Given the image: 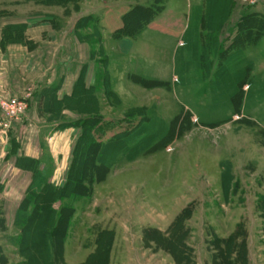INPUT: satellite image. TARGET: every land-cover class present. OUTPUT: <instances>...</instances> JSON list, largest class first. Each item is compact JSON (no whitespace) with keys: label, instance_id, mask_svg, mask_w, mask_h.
I'll return each instance as SVG.
<instances>
[{"label":"rangeland","instance_id":"obj_1","mask_svg":"<svg viewBox=\"0 0 264 264\" xmlns=\"http://www.w3.org/2000/svg\"><path fill=\"white\" fill-rule=\"evenodd\" d=\"M146 6L161 13L138 32ZM202 7L208 15H196ZM253 15L264 18V0H0V101L27 105L9 128L0 108V264H30L20 240L33 210L28 194L43 187L37 156L21 158L23 165L7 157L18 149L12 142L32 155L35 136L22 122L37 108L40 138L67 129L90 82L92 105L108 118L91 136H125L123 148L109 151L140 155L111 171L105 187L122 196L104 205L94 196L65 203L76 217L64 263L85 264L99 234L112 232L108 264H225L213 244L232 236L244 244L232 264H264V34L251 44L238 39L240 23ZM73 73L82 80L72 91ZM131 75L168 87L145 89ZM83 130L62 142L73 179L93 163L85 153L77 160ZM186 205L188 218L177 224ZM169 221L168 241L148 232L150 223Z\"/></svg>","mask_w":264,"mask_h":264},{"label":"trees","instance_id":"obj_2","mask_svg":"<svg viewBox=\"0 0 264 264\" xmlns=\"http://www.w3.org/2000/svg\"><path fill=\"white\" fill-rule=\"evenodd\" d=\"M142 9V12L146 13V16L138 22L136 26L138 32L144 29L161 13L160 10L155 9L152 6H146ZM263 19L262 16L253 15L242 20V23H240V27L238 28V34L240 36L238 39L241 40V44H251L264 34ZM256 33L257 36L254 35ZM258 33L260 34L258 35ZM253 37H255V41L252 40ZM141 84L149 86V84L144 81H141ZM161 84L162 83L157 82L153 86H159ZM98 122L93 119L91 122L83 123L82 128L84 130L76 144L77 160L79 159V156L82 157L84 153L87 156L85 157V160L92 157V167L89 169L87 176L85 177V171L88 169L85 168L84 163L79 179H73L70 174L72 170H70L68 180L63 187L55 188L51 185H46L40 189V192H29L28 194L33 197V210L27 221L28 225L23 230V237L20 240V249L22 250V253L28 257L30 264H65L63 259L64 246L71 221L75 216V210L68 208L65 203L76 198L91 196L93 186L104 180L106 175V168L100 163L101 148L103 145L102 143L96 142L93 136H91L92 131L98 127ZM110 147L111 146H107L106 149L109 150ZM29 203V201H25L24 207H27ZM57 203L60 204L58 209L54 207ZM187 218L188 207L179 216L177 220L178 222H176L181 225L182 222L187 220ZM262 218L264 219V212ZM37 227H40V229L37 236H35L36 239L33 243L34 232ZM148 232L155 233L164 242L171 239L173 235L172 227L168 228L165 233L153 229H149ZM106 235H109V239L107 240L105 238ZM113 238L112 232H101L95 244L96 250L85 264H108ZM235 241V237L232 236L225 240H218L217 242L215 240V244H213V247L218 250L221 258L225 260V264H232V260L230 259L232 256L236 257V255H239L240 260L242 258V255L240 254L244 251V244L240 246L241 251L237 254L236 250L240 247L238 248ZM224 256L227 258H224Z\"/></svg>","mask_w":264,"mask_h":264},{"label":"crops","instance_id":"obj_3","mask_svg":"<svg viewBox=\"0 0 264 264\" xmlns=\"http://www.w3.org/2000/svg\"><path fill=\"white\" fill-rule=\"evenodd\" d=\"M197 6H200V5H197ZM202 8L203 9L200 12L196 13V15H200V14H202V16L204 14L208 15V13H206L207 11H206L205 7H202ZM188 15H192L191 4H190V6H188ZM153 24H154V22L152 24L151 23L148 24V26H146V27H150ZM201 28H202V25H201V22L199 20L198 24H197V31H200ZM231 38L232 37H229V40ZM180 46L185 47V42L182 41L180 43ZM86 72H87V66L84 67L83 73H86ZM81 77H82V74L76 75V73H73V75H71L69 78L67 77V79H70V81H69L70 83L72 81H73L72 83L75 82L74 87H72V89H71L72 91L76 87L78 82H80V79L82 80ZM131 77H132V79H136V81H138V82H136L137 83L136 85H138L139 87L145 88V89L156 90L157 86H153V85L156 84L157 82L163 83V85H165L164 88L168 87V83L160 81V80H147V79L142 78V77L137 76V75H133V76L131 75ZM47 78H48V81L50 82L51 77H47ZM47 78L42 77L41 82H44V80ZM38 79H39L38 80V85H39L38 89H40V77ZM176 79H178V78H176ZM141 81L148 83L149 86L142 85ZM87 85H90V86H87V90H86L87 94L81 102V105L84 106L83 110L82 111H77L74 109L69 110L70 120L73 121L72 125H70L65 130H62V129L59 130V128H55V131L54 130L50 131L51 134H49L48 137L45 136V138L42 139L40 137H42L43 127L40 126V114H39L38 108L36 107L37 108V110L35 112L36 114L32 111L31 116L28 117L30 119L27 118L24 122H22V123L26 124V127L28 126V128H29L27 133L28 132L34 133V136H35L32 155H31L30 151H24V147L20 146L17 143V141L12 142L18 148L16 150V153H15V150L12 151L11 155H10V153H7V157L8 156L10 157L14 154L13 157H15V155H16L18 158H20V161H21L20 163L22 165H23V160H21V158L27 159V161H28L29 158H33L34 156H37L36 159L40 161V176H41V178H43V180L41 179V183H42L41 185L43 187L46 185H51L55 188H60V186H62L63 184H66V182L68 180V174L70 171V166L68 165L67 157L64 155L66 152L62 151V149L64 147L62 145V142L65 143L66 140H68V141L71 140L73 142L74 137H71V133L82 130L83 123L91 122L93 120V118H96L97 122L99 121L98 127L99 126L102 127L104 125L103 124L104 122H106V124L108 123L107 122L108 118H106L107 115L102 114L101 105H100L99 111H98L96 105H95V107L93 106L95 104V102L97 103L98 101L96 99V95L94 93H91L92 82L88 83ZM38 94H37V96H38ZM69 95H70L69 97H71V95H72L71 91H70ZM35 97H36V94H35ZM91 97H93L94 99H91ZM71 99H73V98H71ZM79 100L80 99H77V102H79ZM91 101H94V103H91ZM90 105H91V107H90ZM137 117L141 118V115L140 116L137 115ZM143 118H144V116H143ZM33 119H35V120H33ZM30 121H33V123H30ZM142 122H145V119H143ZM140 124H141V121H140ZM140 124H138V127L140 126ZM103 133L104 132H101L102 135H101L100 139L96 138L94 140L98 143H102V145H103L101 148L100 163H101V165H103L106 168V175H105L104 180L96 183L93 186V191H92L91 196H94V198L96 199V203L98 202L99 204L104 205L105 202H109L110 200H112L115 195L120 197L123 194V192H121L120 190L115 191L116 190L115 187H111V188L105 187L108 184V181H109L108 179H109V176H111V171L114 169V167H116L119 164V162L121 160L125 159L127 161L133 162L136 159H138L137 157L140 154L139 153L137 155L134 153L127 154L125 150L120 151L117 149L110 152L108 149H106L107 146H112L113 144H116V145H118V147L120 146L123 148L124 142H127V141H125V136L122 138H119L117 136V137H114L113 139L112 138L110 139L108 137L103 136L104 135ZM54 140L60 143L59 149H58L59 146L58 147L56 146L55 150L53 149L54 147L53 148L51 147L52 141H54ZM41 143L46 144V146H44V148H43L42 146H40ZM36 149H37V153L35 151ZM10 162H13V161H11V158H10ZM12 167L14 168V166H12ZM14 170H15V172H17L19 170V168H18V170L14 168ZM20 170H19V172H22ZM24 173L25 172H23L22 174H24ZM62 175H63V177H61ZM115 179L116 178H114L112 180H115ZM29 184H30V182H29ZM106 188H109L108 192L106 191ZM91 196H88V197H91ZM82 198L86 199L87 197H82ZM187 205H188V203H187ZM187 205L185 207H187ZM59 206H60V204L57 203L54 207L56 208ZM75 217H76V215H75ZM164 224L158 225L155 223H150L147 227L149 229H153V230H157V231H160L162 233H165L168 230L171 222L169 224L168 223H166L165 225Z\"/></svg>","mask_w":264,"mask_h":264},{"label":"built area","instance_id":"obj_4","mask_svg":"<svg viewBox=\"0 0 264 264\" xmlns=\"http://www.w3.org/2000/svg\"><path fill=\"white\" fill-rule=\"evenodd\" d=\"M257 1L259 0H248L250 4L256 3ZM0 108L3 110L2 112L5 115V122L1 124V126L9 128L12 122H20L27 110V105L21 102L4 103L0 101Z\"/></svg>","mask_w":264,"mask_h":264}]
</instances>
